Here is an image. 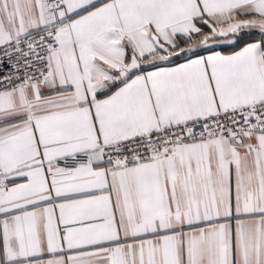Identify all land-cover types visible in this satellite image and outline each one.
I'll list each match as a JSON object with an SVG mask.
<instances>
[{
	"label": "snow or ice",
	"instance_id": "obj_1",
	"mask_svg": "<svg viewBox=\"0 0 264 264\" xmlns=\"http://www.w3.org/2000/svg\"><path fill=\"white\" fill-rule=\"evenodd\" d=\"M0 264H264V0H0Z\"/></svg>",
	"mask_w": 264,
	"mask_h": 264
}]
</instances>
